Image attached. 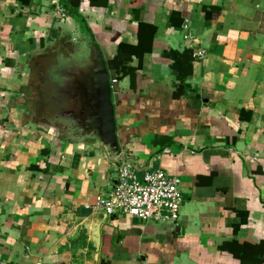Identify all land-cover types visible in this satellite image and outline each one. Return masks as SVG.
Wrapping results in <instances>:
<instances>
[{"label": "crops", "instance_id": "0c3cea01", "mask_svg": "<svg viewBox=\"0 0 264 264\" xmlns=\"http://www.w3.org/2000/svg\"><path fill=\"white\" fill-rule=\"evenodd\" d=\"M64 1L0 0V264H264V0H73L91 34ZM90 37L119 153L37 107V61ZM122 157L180 177L176 222L85 206Z\"/></svg>", "mask_w": 264, "mask_h": 264}, {"label": "water", "instance_id": "95a60500", "mask_svg": "<svg viewBox=\"0 0 264 264\" xmlns=\"http://www.w3.org/2000/svg\"><path fill=\"white\" fill-rule=\"evenodd\" d=\"M86 47L87 52L83 55L60 58L61 65L56 66L55 73L57 77L67 76L68 80L64 84L54 82L61 85V89H56V85L55 90L63 96L60 102L55 100L52 103L66 104L68 108L62 110L60 107L59 114L50 117L52 121L45 118L44 121L56 125L53 120L65 119L68 124L64 130L72 129L83 138H93L119 153L110 73L102 51L91 37ZM76 60L80 63L75 67Z\"/></svg>", "mask_w": 264, "mask_h": 264}, {"label": "built area", "instance_id": "2783aa9c", "mask_svg": "<svg viewBox=\"0 0 264 264\" xmlns=\"http://www.w3.org/2000/svg\"><path fill=\"white\" fill-rule=\"evenodd\" d=\"M189 23L187 20L183 25L184 39L194 40ZM206 54L205 49H199L196 56L203 58ZM117 82V78L111 80V84ZM181 183L180 177L163 169L146 172L141 178L122 157L117 183L112 191L109 194L96 195L94 201L85 206L102 210L109 216L120 214L142 221L153 219L176 222L183 202Z\"/></svg>", "mask_w": 264, "mask_h": 264}, {"label": "rangeland", "instance_id": "374dc122", "mask_svg": "<svg viewBox=\"0 0 264 264\" xmlns=\"http://www.w3.org/2000/svg\"><path fill=\"white\" fill-rule=\"evenodd\" d=\"M75 42V41H74ZM79 44V43H78ZM68 46V44H67ZM72 48H75L74 44L69 45ZM71 49V48H70ZM59 56L57 55H48L44 59L37 61L36 65L40 62V67L38 71H35L37 85L39 86V89L37 90V107L39 109V112L41 113L43 119L52 121L50 118L51 116L59 114V108L62 107V110H65L68 108L66 104L63 105H57V103H52L55 100H58L60 102V99L62 98V93H58V91L55 90V86L58 85L56 89H61L60 84H55L56 82H59L61 84H64L67 82V76H58L56 75L55 71L57 70L56 66L61 65V62H59L58 59ZM70 57V56H65ZM78 60L75 61V67L77 64H79ZM67 79V80H66ZM55 82V83H54ZM56 93H55V92ZM52 103V104H51ZM58 106V108H57ZM65 107V108H64ZM58 112V113H57ZM53 119H55L53 117ZM56 122V124L61 125L62 128L68 124V121L65 119L59 120L55 119L53 120Z\"/></svg>", "mask_w": 264, "mask_h": 264}, {"label": "trees", "instance_id": "16d2710c", "mask_svg": "<svg viewBox=\"0 0 264 264\" xmlns=\"http://www.w3.org/2000/svg\"><path fill=\"white\" fill-rule=\"evenodd\" d=\"M71 1V2H70ZM66 4V8L71 12L72 16L81 23V25L83 26V28L85 27V31L88 34H91L89 28L87 27V25H85L84 19L83 17L80 15V13L78 12V7H79V2H75L73 0H68V1H64ZM111 65L113 64V62L110 63ZM109 64V65H110Z\"/></svg>", "mask_w": 264, "mask_h": 264}]
</instances>
